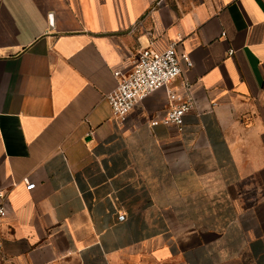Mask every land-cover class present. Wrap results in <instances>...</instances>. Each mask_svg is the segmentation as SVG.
Wrapping results in <instances>:
<instances>
[{"label": "crops", "instance_id": "crops-1", "mask_svg": "<svg viewBox=\"0 0 264 264\" xmlns=\"http://www.w3.org/2000/svg\"><path fill=\"white\" fill-rule=\"evenodd\" d=\"M172 42L184 131L163 89L118 125L114 72ZM0 188L1 264H264V0H0Z\"/></svg>", "mask_w": 264, "mask_h": 264}, {"label": "built area", "instance_id": "built-area-1", "mask_svg": "<svg viewBox=\"0 0 264 264\" xmlns=\"http://www.w3.org/2000/svg\"><path fill=\"white\" fill-rule=\"evenodd\" d=\"M177 42H172L164 50L143 49L130 70L126 72L115 71L117 80L115 89L105 96L112 116L118 125L125 127L131 113L151 94L161 89L165 90L169 110L162 118L152 121V126L164 125L175 127L184 131V118L196 106L191 84L184 78L186 70L193 67L189 55L180 53ZM230 55L233 51H230ZM184 78L179 88L173 84ZM26 190L32 191L36 184L24 180ZM16 183L12 187H15ZM10 193L0 188V250L4 238L2 227L9 216ZM119 221H124L125 216L119 215Z\"/></svg>", "mask_w": 264, "mask_h": 264}, {"label": "rangeland", "instance_id": "rangeland-1", "mask_svg": "<svg viewBox=\"0 0 264 264\" xmlns=\"http://www.w3.org/2000/svg\"><path fill=\"white\" fill-rule=\"evenodd\" d=\"M0 264H1V262H0Z\"/></svg>", "mask_w": 264, "mask_h": 264}]
</instances>
